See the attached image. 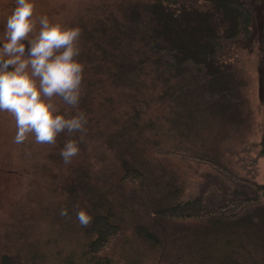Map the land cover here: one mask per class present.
<instances>
[{"label": "rangeland", "instance_id": "374dc122", "mask_svg": "<svg viewBox=\"0 0 264 264\" xmlns=\"http://www.w3.org/2000/svg\"><path fill=\"white\" fill-rule=\"evenodd\" d=\"M136 1L144 0H36L35 15L81 28L84 70L78 107L87 123L84 132H61L54 144L39 143L31 135L16 143L14 117L0 112V264H85L94 237L87 228L106 213L113 214L119 233L96 257L110 264H197L191 263L192 254L207 257L209 264H224L225 232L208 229L205 219L247 211L264 215L262 195L252 203L231 196L239 181L264 183V156L258 155L264 133V0H249L252 33L235 52L251 118L233 139L224 128L212 133L204 150L215 155L218 165L197 157L200 147L191 135L186 139L165 122L166 108L156 101L158 90L149 77L142 85L113 82L127 41L112 43V27L127 25V7ZM14 5L15 0H0V37ZM136 111L141 112L139 123L146 124L140 129L130 127ZM70 135L79 140L80 150L65 163L60 150ZM126 159L144 172L143 187L131 183V176L122 180ZM197 195L204 204L197 219L151 215L153 208ZM79 208L91 216L87 225L77 218ZM61 209L67 214L61 215ZM143 225L163 241L159 247L137 237L136 228ZM239 233L244 243L251 238L264 243L250 230L240 227ZM259 242L251 246L252 253L258 254Z\"/></svg>", "mask_w": 264, "mask_h": 264}, {"label": "trees", "instance_id": "16d2710c", "mask_svg": "<svg viewBox=\"0 0 264 264\" xmlns=\"http://www.w3.org/2000/svg\"><path fill=\"white\" fill-rule=\"evenodd\" d=\"M249 0H144L128 5L125 24L112 27L116 45L127 41V48L116 60L113 82L127 85L145 84L149 77L156 85V101L165 106L167 124L184 138L191 135L198 144L197 157L220 164L215 155H207L212 133L220 128L233 132L232 139L251 118L244 96L245 78L237 67L235 52L252 33L253 12ZM106 33V31H104ZM237 47V48H236ZM141 111V110H140ZM130 122L140 129L141 112ZM218 126L216 127V125ZM216 129V130H215ZM206 151V152H205ZM259 156H264V133L259 142ZM133 161L123 160L122 168L131 183L143 187V171L132 168ZM264 183L239 181L231 192L237 200L256 202ZM204 212L203 198L197 195L151 209L155 219L176 221L197 219ZM113 214L98 215L87 232L94 235L84 254L85 264H110L109 259L96 257L103 247L119 233ZM207 228L224 231L222 241L227 247L224 264H264V243L235 234L242 227L264 240V215L261 213L219 214L205 219ZM233 233L226 234V233ZM137 237L159 247L163 241L146 226L136 228ZM210 232L207 230L206 235ZM260 243L257 253L252 245ZM195 251L204 249L198 248ZM194 251V252H195ZM191 263L209 264L207 257L192 254ZM189 264V263H188Z\"/></svg>", "mask_w": 264, "mask_h": 264}, {"label": "clouds", "instance_id": "9594fccd", "mask_svg": "<svg viewBox=\"0 0 264 264\" xmlns=\"http://www.w3.org/2000/svg\"><path fill=\"white\" fill-rule=\"evenodd\" d=\"M35 6L36 0H15L6 17L0 37V112L15 119L14 142L31 135L39 143L54 144L61 132L86 130L87 115L78 107L84 70L81 28L47 14L37 16ZM79 150V140L70 135L60 155L69 163ZM76 215L83 225L91 219L86 208Z\"/></svg>", "mask_w": 264, "mask_h": 264}]
</instances>
